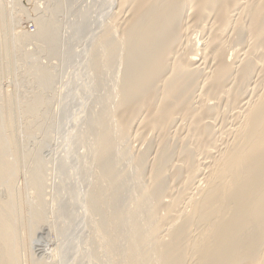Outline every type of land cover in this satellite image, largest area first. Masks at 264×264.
<instances>
[{"label": "bare ground", "instance_id": "obj_1", "mask_svg": "<svg viewBox=\"0 0 264 264\" xmlns=\"http://www.w3.org/2000/svg\"><path fill=\"white\" fill-rule=\"evenodd\" d=\"M46 1L0 4V264H264V0Z\"/></svg>", "mask_w": 264, "mask_h": 264}, {"label": "rangeland", "instance_id": "obj_2", "mask_svg": "<svg viewBox=\"0 0 264 264\" xmlns=\"http://www.w3.org/2000/svg\"><path fill=\"white\" fill-rule=\"evenodd\" d=\"M9 1H11V0H8V2ZM41 1V2H40ZM81 1L82 0H78V2L77 3H81ZM86 1H88V0H86ZM92 2V0L91 1H88V2H86L87 4L89 3H91ZM22 3H23V6L24 7H26V9L27 10H25L24 12H22L21 13V10L19 9V6L17 5V6H10L9 5V7H13V9H14V11L16 12V14H15V16H19L18 18H20L19 20H18V23H17V25H16V30L17 31H29V30H32V28L33 29H35L36 30V25H35V23H34V20H33V18L38 14V13H40L41 11H43V10H45V8H46V4L48 3L46 0H29V2H28V0H22ZM85 3V0H83V3H81L80 5H82V6H85L86 5V3H85V5H83ZM0 4H1V0H0ZM41 5V6H40ZM35 6H38L39 7V9L38 10H36L35 8H37V7H35ZM87 6V5H86ZM44 8V9H43ZM74 9V8H73ZM68 12H66L65 14H60L58 17H60V19H61V21L60 22H64V21H66V19L69 17L68 16V14H72V11L70 10V8H68V10H67ZM73 13H75V10H74V12ZM24 14V15H23ZM67 14V15H66ZM70 14V15H71ZM48 16H49V14H47ZM29 18H28V17ZM31 17V18H30ZM64 17V18H63ZM66 18V19H65ZM73 17L72 16H70V19H72ZM74 19V18H73ZM72 19V20H73ZM106 19H107V21L106 22H102L103 24H105V23H107L109 20H110V17L109 16H107L106 17ZM63 20V21H62ZM68 21H70L69 19H67ZM71 20V21H72ZM20 21V22H19ZM33 25L35 26V27H33ZM197 36H201L200 34H198ZM196 36H194V38H195ZM199 38V37H198ZM27 49H29V50H31V51H33L35 48H34V45H32V44H29V45H27V47H26ZM35 54H38L36 51L34 52V54L32 55V59L31 58H29V61L31 62L32 60H35L36 58H37V56H39V55H35ZM36 56V57H35ZM42 56H44L43 54H42ZM33 57H35V59L33 58ZM31 59V60H30ZM28 61V62H29ZM43 62L44 63H46V60L44 61V59H43ZM54 63L56 62L57 63V61L56 60H54L53 61ZM52 63V62H51ZM68 71V70H67ZM66 75H68V76H66V81L64 82V81H60V83L62 84H60V83H58V85H57V83H56V85H55V87H60V88H56L57 90H60V89H64V92L65 91H67V90H69L70 89V87L69 86H71L70 85V83H72V82H70L68 79L69 78H71L73 75H72V73L70 72V70L67 72V74ZM75 80H77V79H75ZM2 81V82H1ZM69 81V82H68ZM82 81V80H81ZM67 82V83H66ZM78 82H79V84L81 83L80 82V80H77V84H78ZM0 88H2L1 89V91H4L5 92V94L7 95V94H10L13 90H14V88H15V83H14V81H12V79H11V77H9V76H6L5 78H3L2 80H0ZM21 84H23V85H25L26 86V90H28V91H32V89L33 88H35L34 86H36L35 84H33V82H32V80L30 81V83L28 82H20ZM74 83H75V81H74ZM64 84H66V86H68V87H66V86H64ZM3 85V86H2ZM62 86H64V87H62ZM33 87V88H32ZM66 88V89H65ZM25 90V89H24ZM81 98V97H80ZM75 101H79L80 99H78V98H76V99H74ZM56 107V106H55ZM57 108H58V106H57ZM75 110V109H74ZM37 123H38V121H35L34 122V125H37ZM144 134V133H143ZM142 134V135H143ZM151 134V133H150ZM145 136V134L142 136V137H144ZM40 138H41V135H40V133H38V132H34V133H31L29 136H28V138H27V141H26V143H27V145L30 147V148H35L36 147V145H37V143L40 141ZM58 144V141H57V143L55 142V141H52V146L55 148V146ZM136 144H139V142H137L136 141V143H135V145ZM46 149H48V148H46ZM49 153H50V151H46L45 150V152H44V154H46V155H49ZM22 172V171H21ZM50 172V171H49ZM52 172V173H51ZM50 173H51V177H50V175H49V178L48 179H50V180H48L49 181V188L50 189H48L47 188V197H48V200H50L51 201V197H52V194L51 193H53V192H50V191H53V186H54V183H56L58 180L54 177L55 175L53 174V171H51ZM49 173V174H50ZM21 174V173H20ZM20 174H19V176H20ZM22 174H25V175H27V173H25L24 171L22 172ZM21 174V176L19 177L18 176V185H19V187L21 188L22 186V188L21 189H23V192L25 191V187H26V185H25V179H24V177L26 178V176L25 175H22ZM55 178V179H54ZM21 181H20V180ZM52 179V180H51ZM23 180V181H22ZM55 180V181H54ZM19 181H20V184H21V186H20V184H19ZM52 184V186H51V184ZM52 187V188H51ZM52 189V190H51ZM50 190V191H49ZM48 192H49V194H48ZM25 196H26V194H25V192L23 193ZM49 195V196H48ZM46 197V198H47ZM50 197V198H49ZM82 207V206H81ZM83 208V207H82ZM83 210H84V208H83ZM50 219L49 220H53L52 218H54L53 216L51 217V215H50V217H49ZM46 229V230H45ZM48 226H43V228L42 229H40V231H39V233L37 234L38 235V237H39V239H40V241L38 240V239H34L35 241H37V243H35V241L33 242V244H34V250L37 252V254L36 255H38L39 254V256L41 255V256H46V255H49L50 253L53 255V254H55L54 252H55V248H56V246H57V244H56V236L54 235V232L52 231V230H49L50 231V234L51 235H49V232H48ZM42 231V232H41ZM48 232V233H46V236H45V233L44 232ZM52 231V232H51ZM41 232V233H40ZM44 233V234H43ZM48 234V235H47ZM40 235H42V236H45L46 238H44V239H46V240H44V239H41L42 238V236H40ZM52 237V238H50V237ZM56 237V238H55ZM61 238L66 242V243H69V239H70V237L69 236H64V235H62L61 234ZM54 239V240H53ZM42 240H44V241H42ZM51 240V241H50ZM45 241H48V242H45ZM52 241H53V243H52ZM40 242V243H39ZM47 244V245H45V243ZM49 243H52V244H49ZM42 246H41V245ZM44 244V245H43ZM54 245H55V247H54ZM36 246L38 247V248H36ZM42 248H41V247ZM52 248V250L50 249V247ZM47 247V248H46ZM54 247V248H53ZM37 249V250H36ZM41 249H43V250H41ZM47 250V251H50V252H45V250ZM50 249V250H49ZM39 250V251H38ZM41 250V251H40ZM54 251V252H53ZM69 252V251H68ZM46 255H45V254ZM28 254V255H27ZM27 256L25 255V259H26V262L28 263L29 261H27V260H30V255H29V252H27ZM76 260V259H75ZM75 262V261H74ZM74 262H73V264H74ZM58 264H62V263H58Z\"/></svg>", "mask_w": 264, "mask_h": 264}]
</instances>
